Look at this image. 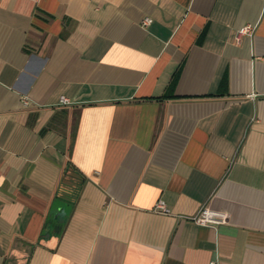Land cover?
Here are the masks:
<instances>
[{
    "label": "crops",
    "instance_id": "obj_1",
    "mask_svg": "<svg viewBox=\"0 0 264 264\" xmlns=\"http://www.w3.org/2000/svg\"><path fill=\"white\" fill-rule=\"evenodd\" d=\"M211 262L264 264V0H0V264Z\"/></svg>",
    "mask_w": 264,
    "mask_h": 264
},
{
    "label": "built area",
    "instance_id": "obj_2",
    "mask_svg": "<svg viewBox=\"0 0 264 264\" xmlns=\"http://www.w3.org/2000/svg\"><path fill=\"white\" fill-rule=\"evenodd\" d=\"M151 22L150 18H145L143 20V24L147 25ZM253 32V27L250 24H246L242 27H240L239 29H237L236 31V40L239 42L242 36H250L252 35ZM60 102L62 104H66L69 102V99L61 96L60 97ZM23 103H27L26 99H23ZM156 210L167 213L168 212V208L165 206L164 202L161 200H158L155 204L154 207ZM228 219V215L225 212L222 211H217V210H213L210 209L209 207H203L199 213L193 217V221L198 224V225H209V224H213V225H219V224H224L226 223ZM211 264H216L215 262H211Z\"/></svg>",
    "mask_w": 264,
    "mask_h": 264
}]
</instances>
